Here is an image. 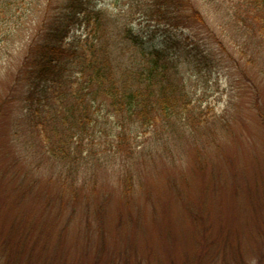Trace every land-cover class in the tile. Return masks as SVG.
<instances>
[{
    "label": "rangeland",
    "instance_id": "374dc122",
    "mask_svg": "<svg viewBox=\"0 0 264 264\" xmlns=\"http://www.w3.org/2000/svg\"><path fill=\"white\" fill-rule=\"evenodd\" d=\"M155 1L0 0V264H264L263 31L237 0H191L204 21L186 28L152 18ZM100 9L170 54L191 111L139 128L132 154L102 138L63 163L15 76L42 27L85 39Z\"/></svg>",
    "mask_w": 264,
    "mask_h": 264
},
{
    "label": "trees",
    "instance_id": "16d2710c",
    "mask_svg": "<svg viewBox=\"0 0 264 264\" xmlns=\"http://www.w3.org/2000/svg\"><path fill=\"white\" fill-rule=\"evenodd\" d=\"M234 8L239 21L264 34V0H237ZM150 14L176 27L204 21L191 0H157ZM85 16L93 22L85 39L70 36L71 27L59 18L42 27L15 76L26 94L28 126L44 136L49 155L69 164L82 161L83 147L102 144V138L109 141L104 147L132 154L139 128L157 127L178 114L188 120L191 111L168 52L150 47L133 26H115L107 9Z\"/></svg>",
    "mask_w": 264,
    "mask_h": 264
}]
</instances>
